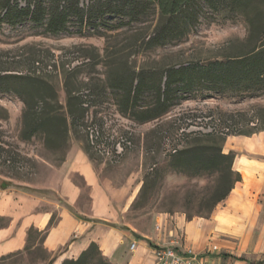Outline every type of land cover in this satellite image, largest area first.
Masks as SVG:
<instances>
[{"label":"rangeland","instance_id":"374dc122","mask_svg":"<svg viewBox=\"0 0 264 264\" xmlns=\"http://www.w3.org/2000/svg\"><path fill=\"white\" fill-rule=\"evenodd\" d=\"M29 1L37 0L15 2L25 7ZM4 2L0 0V157H9L14 164H0V173L26 179L37 173L42 161L57 166L70 147H79L100 175L111 182L115 197L124 200L132 196L127 212L121 217V226L148 232L160 218L169 221L170 217L178 216L185 223L181 228L185 251L198 253L215 236L227 257L248 262L240 252L245 241L260 240L264 232L247 231L249 217L229 216L225 209H243L249 201H222L210 213L216 176L193 177V170L186 175L176 173L169 164L168 151L178 143L182 132L229 133L226 126L232 125L230 131L254 134L227 136L223 151H231L235 158L237 155L256 158L243 150L242 142L245 137L257 140L263 135L264 131H258L255 125L264 124V92L255 95L235 91L224 95L196 92L178 101L158 119L140 121L142 111L154 103V85L160 76L164 80L168 65L205 62L227 54L228 42L246 37L243 21L239 18L227 21L217 16L213 24L202 21L181 42L148 48L138 29L149 25L150 20L123 25L106 17L105 21L97 20V26L93 27L70 18L64 32L51 34L43 26L46 18L39 23L29 19L15 25L7 23ZM85 3L80 1V5ZM43 5L50 7L48 2ZM8 74L38 78L39 84L52 88L56 99L47 91L46 108L67 117L65 135L49 138L40 128L26 138L22 122L24 103L11 92L22 85L1 80V76ZM139 76L146 78L151 88L140 95L132 93L133 101L125 109V92L131 79ZM135 85L136 81L132 86ZM68 91L75 99L67 97ZM76 96L81 98L84 113L79 110ZM68 112L77 118L75 125L71 124ZM89 130L94 132L93 139L97 133L101 153L89 143ZM119 145L123 151L116 157L113 150ZM250 166L260 167L254 163H249ZM259 180L258 175L249 174L242 190L238 185V197L255 198L252 189L259 188ZM125 187L128 191L124 193ZM38 238L35 235L26 251L2 258L0 264H53L54 257L42 248ZM151 247L153 254L157 246ZM99 253L93 251L82 264H112Z\"/></svg>","mask_w":264,"mask_h":264},{"label":"trees","instance_id":"16d2710c","mask_svg":"<svg viewBox=\"0 0 264 264\" xmlns=\"http://www.w3.org/2000/svg\"><path fill=\"white\" fill-rule=\"evenodd\" d=\"M15 1L4 2V18L7 23L15 25L27 19L39 23L46 18L43 26L51 34L64 32L70 18L93 27L97 26V20L105 21L106 17L116 19L123 25L143 24L150 20L149 25L138 29L143 44L148 48L181 42L202 21L213 24L217 16H223L227 21L241 19L247 27L246 37L228 42L227 54L205 62L168 65L164 69V80L160 76L154 85V103L142 111L141 122L158 119L178 101L186 100L196 92L206 91L218 95L229 91L242 95L264 92V0H83L86 3L81 5V0H37L29 1L25 7L19 6ZM11 2L15 4L11 5ZM45 2L50 7L45 8ZM1 80H13L15 84L22 85L11 92L24 103L22 122L27 139L41 129L49 138L66 134L67 117L46 108L47 91L52 92L53 99H56L49 85L42 86L38 83V78L21 75H3ZM134 81L136 85L133 87ZM148 84L142 76L131 79L124 96L125 109L133 101L132 93H144L151 88ZM66 93L68 98L75 99L70 91ZM76 99L79 110L84 113L81 98L76 96ZM67 114L71 124L75 125L77 118L72 112ZM255 127L258 131H264V124L259 127L257 124ZM231 128L232 125L226 126L229 133L182 132L178 143L168 151L169 164L176 173L186 175L189 170H193V177L206 174L216 176L210 213L228 197L235 184L241 181L240 174L233 170L235 154L231 151L223 152L222 145L226 137L254 134L230 131ZM172 150L175 152L172 153ZM98 250L97 245L91 243L77 260H64L61 264H82L93 251L100 254Z\"/></svg>","mask_w":264,"mask_h":264},{"label":"crops","instance_id":"0c3cea01","mask_svg":"<svg viewBox=\"0 0 264 264\" xmlns=\"http://www.w3.org/2000/svg\"><path fill=\"white\" fill-rule=\"evenodd\" d=\"M262 133L257 140L244 138L243 150L256 158L236 156L233 170L240 174L241 181L224 200L249 201L243 209H225L229 216L249 217L246 224L249 232H264ZM249 163L260 167H248ZM249 174L258 175L260 179L259 188L252 189L256 196L238 197V185L242 190ZM126 191L128 188L125 187L123 192ZM115 195L111 182L100 175L87 153L75 146L67 150L57 166L42 161L37 173L29 178L0 173V259L25 251L35 235L39 236L42 248L54 257L53 264L77 260L91 243L96 244L102 256L112 264H156L152 245H172L179 252H185L186 246L184 248L181 242V228L185 224L182 218L172 216L169 221L166 217L160 218L148 232L129 230L121 226V217L133 198L122 200ZM211 239V243L198 251L208 255L211 264H250L255 261L264 264V236L254 242L245 241L240 252L248 262L227 257L217 238L212 236ZM212 247H217V251Z\"/></svg>","mask_w":264,"mask_h":264},{"label":"built area","instance_id":"2783aa9c","mask_svg":"<svg viewBox=\"0 0 264 264\" xmlns=\"http://www.w3.org/2000/svg\"><path fill=\"white\" fill-rule=\"evenodd\" d=\"M94 132L92 130H89L90 134V140L89 143L93 146L95 151L101 153L100 147H98V141H97V133H95V137L93 139ZM97 146H96V145ZM121 145L116 147V150L114 154L117 156L121 155L122 148H120ZM104 151V150H103ZM175 150H172V153H174ZM0 164H3L5 166H12L14 163L11 161L9 157H0ZM20 165V164H18ZM134 247V244H132L131 248ZM213 251H217V247H212ZM154 256L156 259V264H211L209 256L204 255L201 253L193 252V251H185L184 253L179 252L177 249L171 246H157L153 250Z\"/></svg>","mask_w":264,"mask_h":264}]
</instances>
